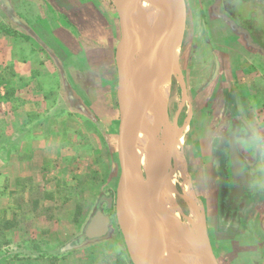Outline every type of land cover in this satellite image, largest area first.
<instances>
[{
	"label": "rangeland",
	"instance_id": "374dc122",
	"mask_svg": "<svg viewBox=\"0 0 264 264\" xmlns=\"http://www.w3.org/2000/svg\"><path fill=\"white\" fill-rule=\"evenodd\" d=\"M185 1L187 17L184 35L171 57L176 69L169 71L170 85L162 102V105L165 103V119L168 126H174L180 131L178 150L182 154L187 183L201 207L200 219L205 225V237L218 264H264V207L254 209V206L264 200V86H261L259 93H256L255 89L254 92L244 91L243 88L239 91L237 84L240 81L242 85V78L238 76L237 70L234 77L237 94L246 97L242 99L239 96L238 99L242 116L239 114V117H233L232 112H236L231 110L232 102L226 104L228 108H222L225 103H219L216 98V106L213 105V96L221 97L223 85H219L214 61H210L206 67L202 65V59L205 53L210 55L208 52L215 51V54H219V48L226 49L230 46L212 44L213 40L209 39L207 33H215V27L218 26L219 35H225V39L229 36L235 37L238 43L239 39L246 38V32L235 27L233 31L220 24L222 18L225 19L219 10L220 0ZM4 5L10 12L4 13L1 10ZM230 8L236 6L231 5ZM237 16L240 18L239 14ZM25 25L31 26L39 42H29L26 39L24 41L28 43L22 45L18 44L19 39H13L19 34L17 28L24 32L20 34L21 37L29 38V32L22 27ZM251 26L254 30L258 28L256 22H251ZM57 33L62 34L60 40L56 36ZM256 35L264 42V35L260 37L259 32ZM211 36L213 39L214 34ZM62 38L66 43L63 44ZM119 39L118 14L108 0H0V101L4 91L7 99H10L5 107L0 102V139L3 140L4 135L9 137L7 129L10 131L11 128H8L7 110L16 104L13 92L19 82L17 69L23 65L21 74H27L31 79L26 77L24 80L21 77L22 82H27L32 87H37L36 89L56 90L59 105H52L54 110L66 99L65 87H69L71 92L74 87V91L84 100L88 115L95 123H90V126L94 124L95 136L93 137L90 128L89 137H93V146L97 150L95 159L104 163L102 169L106 167L108 170L112 151L115 150L118 140V78L115 50ZM15 51V56L22 59L13 57ZM26 51H31L32 55H26ZM53 53L57 58L53 57ZM72 67L82 72L88 69L93 75L85 78L71 74L69 70ZM27 69H30L31 73ZM52 71L55 74H52ZM221 80L223 79L220 78ZM215 82L218 85H215ZM250 86L252 85L244 87ZM254 108L259 112L258 116L253 112ZM71 109L63 114L65 119H58L57 123L71 125L70 129L76 126L84 132L88 126V116L84 115V112ZM65 120H68V123ZM239 121L246 123V133L252 134V139L238 141V149L245 159V170L251 175V179L246 194L233 216L224 201L232 189L230 162L226 156L222 157L221 150L227 143L229 130ZM256 122L262 124L259 126ZM60 124L56 126L61 127ZM88 134L89 132L86 138ZM258 146H262V149L259 150ZM116 160L118 171L113 178L111 172L109 177L98 165L95 173H79L77 180L72 184L52 182L51 191H57L61 195L57 197V208L69 200H75V221L80 222L84 213L83 227L73 231L72 235L61 238L63 241H60L59 237H48L56 222V214L53 213L54 206L44 207L40 205V201L43 196H51V193H46L44 186L34 183L31 179L28 182L19 181V190L15 192L16 195L11 196L13 205L0 212V219L12 223L15 229L22 233L11 235L9 229L1 231L0 264H51L53 261L55 264L60 258L64 261L68 253L60 250L66 249L68 245H83L79 249L89 253L86 264H133L117 219L116 189L120 174L118 152ZM92 178L106 183L100 195L93 196L89 191L91 187L87 185ZM177 182L175 198L184 214L187 205L182 194V177ZM83 193L89 198L83 197ZM107 198L112 199L110 206ZM13 209L16 211H12ZM97 209L109 216L110 228L103 238L92 240L84 235V230ZM36 218L39 219L38 222L35 221ZM60 219L67 221L70 218L61 213ZM71 231L70 228L69 232ZM70 262L77 263L76 260H71L65 264Z\"/></svg>",
	"mask_w": 264,
	"mask_h": 264
},
{
	"label": "crops",
	"instance_id": "0c3cea01",
	"mask_svg": "<svg viewBox=\"0 0 264 264\" xmlns=\"http://www.w3.org/2000/svg\"><path fill=\"white\" fill-rule=\"evenodd\" d=\"M108 1L112 5H114L111 0ZM75 6L77 7V5ZM6 9L7 7H5V5L1 6V10L4 11V13L10 12ZM52 12L54 11L52 10ZM13 19L14 18H12V20ZM222 19L223 21H221L220 24H222L223 26L233 31H235V28L238 29V27L234 25V23H232L230 20L226 18ZM22 27H24L27 32H29L27 35L29 38H26L25 36L21 37L20 34H23L24 32H21V30L17 28L19 32V34H17L18 37L16 36L13 39H19L18 44L26 45V43H28L27 41H24L26 39H28L29 42H39L36 35L32 32L30 25H25ZM217 27H215V33H207L209 39L213 40L211 41L212 44H228L230 47L226 49L224 47L219 48V54H215V51L214 53L213 51L208 52L210 53V55L205 53V56L202 59V65L207 67L210 61H214V70H216L217 72L219 85H223V88L220 91L221 97L213 96V105L216 106V98L219 99V103H225L222 104V108H224L227 103L231 104L229 102H232L231 110L236 112V114L232 112V115L233 117H239V114L241 116L242 114L239 111L240 103H238V99H240V97L242 99H245L246 97L237 94L234 77L236 76L238 70V76L242 78L241 82L243 85H241L240 81L238 82L237 86H239V91H242L241 88H243L244 91L248 90L249 92H254L255 89L256 93H259L261 86H264V53L254 43L251 42L250 38L248 37V33L245 30L244 31L246 32V38L243 37L242 39H239L238 43H236L235 37L230 38L231 36H229L225 39V35H219ZM32 34H34L35 36ZM213 34L214 38L211 39V35ZM56 36L60 40L62 34L57 33ZM20 38H23V40H21ZM62 40L63 44L66 43L63 38ZM206 41L209 40L206 39ZM51 51L53 50L51 49ZM16 53L17 51L13 53V57H15V59H22L21 57L17 58L15 56ZM25 54L32 55V52L26 51ZM212 54L214 56H212ZM53 57L57 58L56 54L53 53ZM68 60L70 61L71 57L70 59L68 58ZM22 67L23 65H21L19 70L17 69V80L19 82L13 92L16 104L14 105V107L7 110L9 111L7 112L8 128H11L10 131L7 129V132L9 133L8 135L10 138L7 135H4V139H0V212L6 211V209H8L10 205H13L11 196L16 195L15 192L19 190L17 185L18 182H28V180L31 179L34 183L44 186L43 189L44 191H47L46 193H51V196H43L40 201V205L44 207L54 206L53 213L56 214V218L54 219L56 222L53 224L52 230L49 233L48 237L50 239L59 237L60 241H63L64 239L61 238L72 235L73 231L75 232L83 227L84 213H82L80 222L75 221L74 213L77 212L76 208L74 207V205L77 204L75 200H69L67 201V203H64L62 206L57 208V197L61 195L57 191H51L53 190L52 182L72 184L77 180V175H79V173L82 174L86 171L95 173L98 165L100 166L101 170L108 173V176L111 172L112 178L115 177L118 171V165L116 164L117 146L115 147V150L112 151V161L110 162V165H108V170H106V167L102 169V165H104V163L96 161L95 153L97 152V150L93 146V137L95 136V133L93 131L95 123L93 119L88 115L87 106L85 105L84 100L79 97L78 92L74 91V87H71V92L68 90L69 87L66 86V99L60 102V106L58 109L55 108L54 110V107L52 105H55L56 107L57 105H59V98L56 94V90L48 91L46 89H36L37 87H32L31 84L22 82V79H31V77H28L27 74H21ZM42 67H44V64L42 65ZM27 70L31 73L30 69ZM87 70L88 69H84L82 72L77 68L75 69L74 67H72V69H70L69 71L71 74L86 78L93 75L91 74L92 72ZM235 70L236 72H234ZM58 72H60V70ZM51 73L55 74L54 71H52ZM61 76L64 77L63 75ZM220 78L223 80L220 81ZM22 84H24V86H22ZM249 84L252 86L248 88L244 87L245 85ZM215 85H218V83L215 82ZM50 92H52V94H50ZM229 92L230 94H228ZM52 97L55 99L53 100ZM7 98L8 97L5 95L4 91L0 101L4 107L6 106V103L10 101V99L8 100ZM262 101L264 102V100ZM71 108H73V110L80 111V113L84 112L83 114L88 116L89 122H86L88 126L87 129L84 130V132L78 130L76 126L70 129L69 126L71 125H66L65 123H57L58 119H65L63 114L68 113V110H72ZM226 108H228V106H226ZM241 108L245 109L243 107ZM52 110H54V113L51 112ZM47 111H50L51 113H47ZM253 112L255 116H258L259 112H256L255 108L253 109ZM65 122L68 123V120H65ZM90 123H94L92 124L93 126H90ZM256 123L259 126L262 124V122ZM58 124H60L61 127L56 126ZM245 125L246 123L242 121H239L238 124L233 125L226 136L227 143L229 135L231 133H234L235 135L237 149L239 143L238 141L250 140V138L252 139L251 132L246 133L247 127ZM90 128L92 129L93 135V137L91 138H89L91 134ZM88 132V138H86V134ZM227 143L224 144L221 153L222 157L226 156V159H229V155L226 151ZM258 147L259 150L262 149V146ZM238 152L241 156L242 169H244V171L248 173V171L245 170V159L241 155L239 149ZM258 154H261L260 151ZM108 179L109 178H107V180ZM87 186L91 187V190L89 191L93 196H95L101 192L102 188L106 186V183L103 184L101 180L97 181V179L92 178L88 182ZM83 197L89 198V196L85 195L84 193ZM262 207H264V200L260 201L259 205L254 206V209L259 210ZM12 211L16 210L13 209ZM29 212H31V210H29ZM61 213L67 214L68 218L70 219L67 221L61 220ZM232 215L235 216V214ZM35 221L38 222L39 219L36 218ZM70 228L72 229L71 232H69ZM9 231H11V235H18L19 233H22L20 232V230L15 229V227H13V229H9ZM23 232L26 233L25 231ZM38 233L40 234L41 232L38 231ZM98 239L100 238L92 240ZM80 246L83 245H77L73 247L68 245L66 249L60 250L68 254L65 256L64 261L62 258H60L55 264H65V262H69L71 260H76L77 263L70 262L69 264H86L88 262L89 253L80 250ZM76 247H78L76 251H73Z\"/></svg>",
	"mask_w": 264,
	"mask_h": 264
},
{
	"label": "bare ground",
	"instance_id": "6f19581e",
	"mask_svg": "<svg viewBox=\"0 0 264 264\" xmlns=\"http://www.w3.org/2000/svg\"><path fill=\"white\" fill-rule=\"evenodd\" d=\"M111 1L114 5L121 6L128 0ZM171 5V0H139L128 22V38L132 45L129 71H134L141 65L151 45L163 32L170 19L165 12ZM166 47V43L159 44L156 55L169 76V71L173 72L176 65L168 58ZM157 76L156 71L150 68L129 84L127 97L133 106L140 108L148 102L147 91ZM169 85L170 80L166 78L158 88L156 102L142 117L140 133L132 151V161L141 167L150 188L160 191L156 210L159 221L148 246L164 252L161 264H209L200 253L206 242L200 219L201 207L187 183L182 154L178 150L181 141L180 131L174 126H168L165 119L162 100L167 95ZM118 142L122 150L127 147V141ZM180 177L183 199L187 205L184 214L175 198L176 183ZM138 199L137 188L131 186L123 196L126 209L120 205V211L121 218L128 227L135 225L130 244L140 260L147 231Z\"/></svg>",
	"mask_w": 264,
	"mask_h": 264
},
{
	"label": "water",
	"instance_id": "95a60500",
	"mask_svg": "<svg viewBox=\"0 0 264 264\" xmlns=\"http://www.w3.org/2000/svg\"><path fill=\"white\" fill-rule=\"evenodd\" d=\"M172 5L166 10V14L170 17L165 25V28L159 38L151 45L145 60L134 71H129L128 63L130 60L132 45L128 38V22L133 16L139 0H128L121 6H116L118 14V22L120 29V39L115 50L116 69H117V89L116 97L119 109L118 135H117V152L120 167V174L117 184V219L119 221L127 252L133 264H161L164 258V252L155 247H149L148 244L152 241L159 218L156 214L157 201L160 191L150 188L149 182L146 180L141 167L132 161V151L137 142L142 117L144 113L156 102L158 88L163 81L168 78L166 68L158 61L157 49L159 44L166 43V53L170 59L175 53L176 48L182 42L186 25V2L185 0H171ZM153 68L157 73V78L147 91L148 102L140 108L133 106L128 97L127 89L129 84L140 76L144 71ZM163 102V100H162ZM165 106V103H163ZM119 140L128 142L127 147L122 150ZM230 159V173L233 183V190L225 198V206L230 204L231 210L238 207L244 198L247 188L250 184L251 175L245 173L242 169L241 156L238 152L235 135L231 133L228 138L227 149ZM131 186L138 190V205L146 223V241L144 240L141 249V257L138 260L137 255L131 248V237L135 229V225L128 227L126 222L121 218L120 205L124 210L126 205L123 200L124 192ZM110 206L112 199H107ZM172 220L176 221L172 218ZM203 229L205 227L204 222ZM110 218L100 209H97L87 223L84 230V235L88 239H97L105 236L109 231ZM205 247L200 251L202 257L209 264H218L209 242L205 237ZM201 248V249H202ZM200 250V249H199ZM140 254V253H139Z\"/></svg>",
	"mask_w": 264,
	"mask_h": 264
},
{
	"label": "trees",
	"instance_id": "16d2710c",
	"mask_svg": "<svg viewBox=\"0 0 264 264\" xmlns=\"http://www.w3.org/2000/svg\"><path fill=\"white\" fill-rule=\"evenodd\" d=\"M229 1L230 2H228V0H220V12H222L224 17L234 23V25H236L238 28L245 30L248 33V37L250 38L251 42L254 43L264 53V42L260 41L259 37L256 35L257 32L261 34L260 37L264 35V0ZM231 5L236 6V8H230ZM238 14L241 19L238 18ZM251 22H256V26L258 27L256 30H254L252 26L250 27ZM13 227L14 226L12 223L7 221L5 222L4 219H0V234L1 231L8 230ZM53 262L51 264H54Z\"/></svg>",
	"mask_w": 264,
	"mask_h": 264
},
{
	"label": "flooded vegetation",
	"instance_id": "af4514ba",
	"mask_svg": "<svg viewBox=\"0 0 264 264\" xmlns=\"http://www.w3.org/2000/svg\"><path fill=\"white\" fill-rule=\"evenodd\" d=\"M243 171H244V169H243ZM244 172H245V171H244ZM245 173H247V172H245ZM231 181H232V180H231ZM232 190H233V183H232V189L229 191V193H230ZM229 193H228V194H229ZM227 207H228V209H229V212H230V211L233 212L232 214H235L236 211H237V209H238V207H236V208H234L233 210H231V206H230V204H228Z\"/></svg>",
	"mask_w": 264,
	"mask_h": 264
}]
</instances>
